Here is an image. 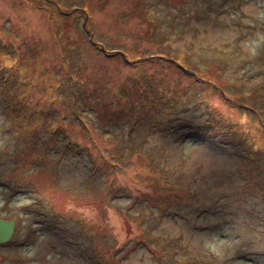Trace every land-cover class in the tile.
<instances>
[{"label":"rangeland","instance_id":"rangeland-1","mask_svg":"<svg viewBox=\"0 0 264 264\" xmlns=\"http://www.w3.org/2000/svg\"><path fill=\"white\" fill-rule=\"evenodd\" d=\"M0 264H264V0H0Z\"/></svg>","mask_w":264,"mask_h":264},{"label":"water","instance_id":"water-1","mask_svg":"<svg viewBox=\"0 0 264 264\" xmlns=\"http://www.w3.org/2000/svg\"><path fill=\"white\" fill-rule=\"evenodd\" d=\"M14 226V218L10 220L0 218V244H4L9 241L12 236Z\"/></svg>","mask_w":264,"mask_h":264}]
</instances>
